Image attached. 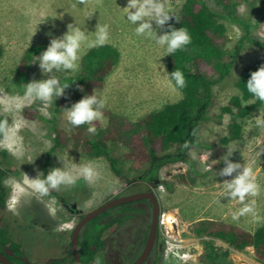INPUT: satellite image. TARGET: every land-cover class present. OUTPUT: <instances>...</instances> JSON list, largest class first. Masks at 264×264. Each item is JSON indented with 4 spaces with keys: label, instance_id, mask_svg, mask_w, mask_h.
<instances>
[{
    "label": "rangeland",
    "instance_id": "374dc122",
    "mask_svg": "<svg viewBox=\"0 0 264 264\" xmlns=\"http://www.w3.org/2000/svg\"><path fill=\"white\" fill-rule=\"evenodd\" d=\"M183 1L166 0L171 15L179 16ZM204 1L212 11L223 12L212 0ZM231 1L236 3V13L242 19H251L252 23L259 19L257 10L262 6L260 0ZM126 6L127 0H102L101 4H97L96 0H86L83 4L78 0H0V115L6 118L10 129L7 138L5 135L0 138V170H18L21 173L20 177L11 174L2 177L7 195L5 206L0 211V225L7 228L10 237L20 245L25 259L31 264H44L49 248L52 250L54 247L55 236L64 234L68 238L66 233L70 232V225L73 224L72 217L55 203V198L49 194L41 197L24 176L36 178L38 173H43L44 154L53 146V127L64 132L65 144L50 156L51 169L63 168L74 175L79 166L89 165L93 169L91 181L78 176L75 186L61 185L59 190H52L84 214L126 190L129 182H136L134 179L138 173L132 169V162L125 158L127 142L132 134L125 129L126 123L134 126L145 115L182 97L180 91L172 92L167 87L165 74H168V59L165 50L154 41L135 34V25L126 21ZM90 13H93L91 18ZM219 22L225 27L221 45L223 43L225 48L231 49L241 31L226 19ZM70 23L85 30L89 40L95 38L96 25H108L109 38L105 44L118 52L117 64L104 77L103 83L94 87L97 97L106 101L102 112L107 126L103 121H94L99 123V127L95 135H90L99 139L110 128L117 131L116 140L108 142V145L112 155L119 160L125 180L113 174L105 158H90L74 143L71 126L62 109L55 111L53 102L46 106L40 101L22 99L24 89L17 79V71L25 50L33 44L48 46L50 39L61 37ZM153 27H156L155 24ZM156 30L160 35L165 28ZM254 36L264 42V21L254 30ZM91 48L87 44L82 45L77 72H56L57 78L79 74L82 58ZM259 59H264V48L245 44L231 77L213 87L207 120L198 132L197 143L189 151L193 167L190 169L186 164L175 163L159 171V179L166 185L158 186L156 195L160 213L167 222L168 234L164 235V239L169 242L164 244L162 264H186L187 261L197 260L203 252V238L206 237L201 230L204 224L223 223L253 233L264 223V129L258 127L255 121V117L264 112V104L238 120L240 138L228 144L222 142L228 137L230 120L222 108L229 106L232 97L241 98L236 83L243 71ZM36 63L33 60L30 66L31 81L49 78L42 75ZM83 96L85 94L74 103ZM67 98L58 99L59 107L65 105ZM253 100H243L242 104L250 105ZM9 106L11 111L6 110ZM24 111L29 113L25 115ZM53 117L55 122H52ZM227 151H233L230 162L253 168L260 191L255 197H246V202L255 200L259 222L251 214L240 216L237 220L232 218L242 205L226 196L223 185L225 180L234 178L235 173L231 177L218 175L225 167L221 158ZM209 168L212 170L209 171ZM49 213L60 224L57 227H62L52 229L51 238H47ZM172 239L182 240L180 246H175L176 242ZM213 247L218 255H225L227 264H263L256 260L253 249V252L250 248L238 251L216 239L213 240Z\"/></svg>",
    "mask_w": 264,
    "mask_h": 264
},
{
    "label": "trees",
    "instance_id": "16d2710c",
    "mask_svg": "<svg viewBox=\"0 0 264 264\" xmlns=\"http://www.w3.org/2000/svg\"><path fill=\"white\" fill-rule=\"evenodd\" d=\"M212 1L221 7L223 12L212 11L204 0H184L179 16L172 15L174 18L169 21V25L173 28H187L192 37V42L183 50L167 56L168 74L175 69L181 70L187 86L179 90L182 97L177 102L166 104L161 109L145 115L134 126L129 122L126 123L125 129L132 131V134L127 142L128 153L125 158L132 162V169L138 173L134 181H141L146 185H166V182L159 179V171L162 167L178 162L188 165L190 169L193 167L189 151L197 143L198 132L207 120V113L213 99V87L225 78L231 77L245 44L264 48V42L254 36V30L264 21V0H260L262 6L257 10L260 17L255 23H252L251 19H242L237 16V5L231 0ZM219 19H226L238 25L241 31L239 39L231 49L225 48L223 43L221 45V41L225 38V27ZM169 25H165V30ZM46 47L42 44H33L25 50L17 71L19 83L26 84L31 81L29 77L31 63L35 60L34 57ZM1 55L2 48L0 47ZM118 58L117 50L108 44L89 49L82 58V69L79 74L58 78L62 83L66 82L70 86L62 96L68 97L65 105L59 107L58 98L53 99L55 111L71 107L75 100L84 94H95L94 87L103 83L104 77L117 64ZM262 64H264V59H259L243 71L236 83L241 92V98L232 97L229 106L222 108V112L230 116L228 137L222 140L224 144L240 138L241 125L238 120L245 118L257 107L263 105L258 100L250 105L242 104L243 100L254 99L247 92L245 84L250 78V73L256 71ZM28 113L24 111L25 115ZM5 119L0 115V120ZM52 122H55V117ZM91 126L97 129L99 123L93 122L91 125L71 127L74 143L90 158H105L113 174L125 180V175L119 167V160L112 155L108 145V142L116 140L117 131L110 128L104 137L97 139L88 132ZM53 133V146L44 154V175H47L51 169L50 156L54 150L65 144L63 131L53 127ZM3 136L4 134L0 133V138ZM185 141L189 142L187 148L184 147ZM6 174L15 177L21 175L18 170H0V211L5 206L7 195V188L2 185V177ZM49 195L58 197L68 206L66 201L52 190L49 191ZM91 228L92 224L89 223L80 233L78 250L82 264L88 263L94 253L90 241L93 236L89 233ZM201 230L206 237H210L203 241L204 256L210 263L218 258L213 247V239H219L239 251L252 246L256 260L264 263V223L253 233L223 223L204 224ZM4 248L11 249L16 256L22 258L6 255L11 264H31L24 261V252L20 245L14 243L7 228L0 225V252Z\"/></svg>",
    "mask_w": 264,
    "mask_h": 264
},
{
    "label": "clouds",
    "instance_id": "9594fccd",
    "mask_svg": "<svg viewBox=\"0 0 264 264\" xmlns=\"http://www.w3.org/2000/svg\"><path fill=\"white\" fill-rule=\"evenodd\" d=\"M78 2L83 4L86 0H78ZM96 3L101 4L102 0H96ZM124 9L126 10V21L135 25V34L154 41L165 50V56H172L192 42V37L187 28L180 27L177 29L169 25V21L174 17L167 8L166 0H127V6ZM92 14H89V18H91ZM153 24H155V28ZM165 25H169L168 28L163 31V34L158 35L156 29H164ZM94 37V39L89 40L85 30L75 26L74 23H70L67 25V31L61 37L51 38L46 49L34 57L42 75H48L49 78L33 80L23 84L22 99L28 102L40 101L48 106L51 105L54 98L56 100L62 97L70 84L62 83L55 73L62 71L77 72L79 70L78 62L81 59L79 53L82 45L87 44L89 48L103 46L109 38L108 25H96ZM165 79L167 80V87L172 92H177L187 86L184 73L179 69H175L170 74H165ZM245 88L254 98L253 102L258 100L261 104H264V64L260 65L256 71L250 73V78L247 80ZM105 104L106 101L103 98H98L97 95L91 94L83 96L71 107L62 110L67 123L73 128L85 124L91 125L94 121H103L104 125L107 126V121L102 112ZM6 110L11 111V106ZM255 121L258 127L264 129V112H260L255 117ZM9 131L7 120H0V133H3L5 138H7ZM88 132L95 135V126L89 127ZM184 147H189L188 141H185ZM232 153L233 151H227L221 158L225 167L218 173L221 177H231L235 173L234 178L223 182L226 196L230 199L238 200L242 205L239 212L232 214V218L237 220L240 216L251 214L253 219L259 222L260 217L256 212L255 200L246 202V197H255L260 191L255 173L251 165L245 166L240 163L230 162L229 157ZM74 167L77 166L74 165ZM208 170L211 171L212 168ZM24 176L31 188L43 197L47 196L50 190H59L61 185L75 186L78 176L91 181L93 179V169L89 165L79 166L78 172L74 175L73 172L63 168H54L50 169L47 175L38 173L36 178H29L26 174ZM41 176L43 178H40ZM50 197L55 198L54 196ZM162 216L160 213V222L163 218ZM165 223L167 224V222ZM161 225L164 226V224ZM246 248H250L251 252H253L252 246ZM24 261L28 262L26 259ZM93 264H100V258L97 257Z\"/></svg>",
    "mask_w": 264,
    "mask_h": 264
},
{
    "label": "flooded vegetation",
    "instance_id": "af4514ba",
    "mask_svg": "<svg viewBox=\"0 0 264 264\" xmlns=\"http://www.w3.org/2000/svg\"><path fill=\"white\" fill-rule=\"evenodd\" d=\"M135 183L133 184V182H129L126 190H122L111 199L98 204L91 211L99 208L112 199L119 197L135 193L154 194L158 208V217L156 233L151 250L148 254H145L143 258H141L148 240L153 217V204L151 200L149 198H143L137 201L127 202L108 208L94 216V218L90 220L91 222L89 221L87 223L92 224V228L89 230V233L93 236L90 241L92 243L94 253L92 258L86 264H93L97 257L100 258V264H162V258L166 248L164 244L169 242L164 239V235L167 236L168 234L166 229L167 224L162 220L160 222V205L156 195V189L158 186L142 184L141 181H136ZM63 199L71 208L66 206L58 197H55V203L61 206L62 209L72 217L73 224L70 225V232L66 233L68 238L64 237V234L63 236L61 235V237L55 236L56 239L54 241V247L52 250L49 248L48 256H46L44 264H75L71 251L72 231L87 213L82 214L76 208V205L69 203L65 198ZM47 222L49 227L47 238H51L52 229L57 230L62 227H57L60 224L56 218L50 217V213L47 218ZM87 224H85L84 227ZM161 224H164L165 226ZM162 230L164 234L162 233ZM80 238L81 234H79L78 243ZM65 239H67V241ZM172 240L176 242L174 244L175 246H180L179 243L182 241L175 239ZM205 240H207L206 237L203 238V241ZM10 257L19 258L14 253ZM80 263L82 264L81 259ZM186 264H227V261L224 257H222V255H218V258L210 263L204 256L203 249V252L197 260L187 261Z\"/></svg>",
    "mask_w": 264,
    "mask_h": 264
},
{
    "label": "water",
    "instance_id": "95a60500",
    "mask_svg": "<svg viewBox=\"0 0 264 264\" xmlns=\"http://www.w3.org/2000/svg\"><path fill=\"white\" fill-rule=\"evenodd\" d=\"M143 198H149L153 204L152 222H151V226H150L148 240H147V243L145 245V248H144V251L142 253L141 258H143V256L145 254H148V252L151 250V247L153 245L154 236L156 233L158 208H157V204H156L154 194H152V193H135V194H131L128 196L112 199L111 201L107 202L106 204L100 206L99 208L88 212L78 222V224L73 229L72 236H71V251H72V255H73V259H74L75 264H81L80 258H79V252H78V237H79V234L81 232V229L84 227L85 224H87L92 218H94V216H96L97 214H99L100 212H102L108 208H111V207L119 205V204H124L127 202L137 201V200H140ZM5 255H9V256L13 255L12 250L9 248H4L3 252H0V264H11Z\"/></svg>",
    "mask_w": 264,
    "mask_h": 264
},
{
    "label": "bare ground",
    "instance_id": "6f19581e",
    "mask_svg": "<svg viewBox=\"0 0 264 264\" xmlns=\"http://www.w3.org/2000/svg\"><path fill=\"white\" fill-rule=\"evenodd\" d=\"M211 2H212V1H211ZM212 4H213V3H212ZM209 5H210V4H209ZM229 6H231V5H229ZM233 7H234V6H233ZM229 11H230V10H229ZM232 14H233V13H232ZM237 16H238V15H237ZM225 22H226V21H225ZM237 26H238V25H237ZM236 28H237V27H236ZM240 72H242V71H240ZM58 99H59V98H58ZM67 99H68V98H67ZM69 106H70V105H69ZM127 114H128V113H127ZM129 115H130V114H128V116H129ZM129 120H130V119H129ZM57 121H58V120H57ZM69 127H70V125H69ZM203 131H204V130H203ZM66 135H67V134H66ZM200 139H201V138H200ZM203 141H204V140H203ZM211 144H212V142H211ZM211 144H210V145H211ZM207 147H208V145H207ZM207 147H206V148H207ZM221 148H222V147H221ZM163 187H164V186H163ZM162 223H163V222H162Z\"/></svg>",
    "mask_w": 264,
    "mask_h": 264
},
{
    "label": "built area",
    "instance_id": "2783aa9c",
    "mask_svg": "<svg viewBox=\"0 0 264 264\" xmlns=\"http://www.w3.org/2000/svg\"><path fill=\"white\" fill-rule=\"evenodd\" d=\"M163 217V216H162ZM166 219L162 218V221L165 222Z\"/></svg>",
    "mask_w": 264,
    "mask_h": 264
}]
</instances>
